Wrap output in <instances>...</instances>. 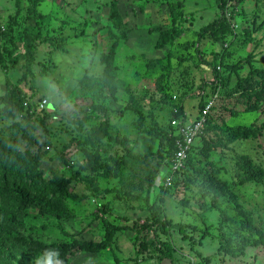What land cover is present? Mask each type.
Here are the masks:
<instances>
[{
  "label": "trees",
  "instance_id": "obj_1",
  "mask_svg": "<svg viewBox=\"0 0 264 264\" xmlns=\"http://www.w3.org/2000/svg\"><path fill=\"white\" fill-rule=\"evenodd\" d=\"M42 1L26 0V14H22L24 6L19 0L15 1L16 13L10 17L5 24V29L0 32V62L4 64L9 62L11 67H15L23 61L22 70L25 69L26 73L27 71L33 72L34 61L37 58L40 45L45 44L46 51H43L44 53L51 52L56 48L66 49L64 38L62 36L59 38L58 34L61 35L63 27L73 19H68V21L63 19L61 27L50 28L47 26L44 27L43 32L40 31L39 23L44 21L45 15L38 8ZM155 1H157L156 5H161L160 3L163 2L171 3L169 0ZM228 1L216 0L219 15L196 31V42L192 43L195 54L190 55L196 58L197 62L194 63L192 69L194 71L197 69L198 74L190 75L192 69L189 66L187 69L180 67L186 56H177L178 62L175 67L171 66L170 53L163 58H155L146 63L142 78L152 79L155 87L148 89L144 86V97H148L147 100L150 103L156 104L157 110L164 114L166 112V117H163V125L157 124L156 121L153 122L152 118H148L145 123L142 118L143 111L138 106L133 126L137 133L136 136H138L137 140L140 136L146 137L147 144L144 149L137 152H133V149L131 150L127 146L124 136L120 137V130L116 132L115 136H111L107 130L103 138L97 134H91L84 142L86 147H81L87 157L86 164L77 165L78 161L71 157L58 155L65 170L60 173L52 171L48 178H44V171L40 165L50 143L43 131L38 132L39 128L43 127L42 121L37 122L32 118L37 112H44L46 115L51 113L47 111L46 105L42 109L39 108L41 98L30 102V98L26 99L18 86L17 88H7L5 93L0 94V105H4L0 109V264H43L46 250L57 251L60 264H72L71 259L78 253L101 254L112 248L116 241V232L122 228L120 225L106 224L102 237L98 241L85 240L66 234L61 240L47 241L39 236L42 230L30 229L24 225V217L28 215L25 211L27 208L37 209L40 214L46 213L62 218V214L58 213L56 207L59 206L64 212L63 217H72L73 211L66 204L68 200L88 198L90 201L96 198L97 203L100 204L101 197L111 192L113 200L124 203L139 201L141 195H145L146 201H148V198L153 195L156 198L158 194H168L169 188L174 191V186L180 182L186 189L196 186L203 196L207 195L212 199L211 206H215L217 210L219 208L215 205V198L226 197V200L232 203L238 218L222 213V218L229 221L231 225H228L230 230L227 233H224L222 237L219 235L220 242L217 243V250L223 249L231 256L239 257L244 255L246 246L264 248V231L251 223V211L242 207L239 196L235 193V186L238 184L262 183L263 166L259 161H255L250 154H239L235 161H225L221 166L217 160L215 163L212 160L213 149L221 150L220 154L224 155L227 150H234V146L238 142L254 140L262 136L264 132V122L257 125L229 126L226 121H217L220 113L218 110L216 111V108L220 106L231 116L260 112L263 111L264 106V68L251 67L244 76L240 75L244 69L242 62L244 56L239 48L242 49L244 44L253 41L250 28L238 26V21L245 20L242 15L245 13L243 5L246 0H231L227 15L224 11ZM254 1L256 2L252 14L254 18L249 22H258L260 15L256 12L260 11V4L264 5L262 3L264 1ZM103 3L109 5L107 19L110 25L106 24L105 26L118 32L121 39H125L136 24L129 25L126 11L120 9V2L117 0H108ZM138 6L142 10L145 9L142 4ZM87 10L76 11L80 17L74 25L70 26L73 33L68 35H85V28L92 21L90 15H83ZM132 11L134 12L133 9ZM22 17L31 20L36 29L32 28L33 26L21 27L19 19ZM239 17L241 18L239 19ZM179 23L183 24V22ZM182 27L174 26L166 31L160 26L154 28L153 31L160 32V38L156 42L157 46L172 44L183 34ZM102 28L99 27L98 31ZM136 28L141 29L143 25L138 26L137 24ZM55 30H58V34L55 33ZM202 38L222 43V47L218 50L205 52L199 46ZM8 44H12V46ZM116 45L110 44L109 51L104 57L105 60L108 59L112 62L113 49ZM232 45L233 51H230ZM1 48H3V52H1ZM206 54H211L210 59H206ZM201 64L211 68V80L204 79L205 77L199 74V72L204 74ZM50 65L51 61L39 63L38 74L47 76ZM235 69L239 70L238 73L236 72L235 83L229 86L231 74ZM115 70L116 66L112 65L111 70L108 71V77L113 76ZM23 77L24 75H22ZM104 81L105 78L93 76L89 79L82 78L81 87L90 89L95 86L94 92L88 91V93L100 100H106ZM191 86V90H193L185 94L188 91L187 87ZM127 91L130 92L129 89ZM188 98L196 101V106L194 104L193 107L198 109L192 120H186L184 112V102ZM129 99L131 100V98ZM221 100L223 101L221 102ZM207 105H209V110L204 115L203 127L194 135L195 139L190 145L182 168L174 169L173 157L178 149L176 141H182V134L178 132L179 127L173 125L172 121L180 119L181 121L195 122L199 119L200 111ZM99 107L101 108L99 113H107L104 101ZM123 116L127 119L128 114ZM115 145L120 146V150ZM223 164L233 168L228 179H224L220 175L221 168L225 166ZM74 165L78 166L77 171L72 172ZM70 170L71 173L67 175ZM81 172H88V174L82 177L79 175ZM160 174L162 177L159 179ZM100 178L116 179L120 185H124V188H116L114 185L104 188L98 186L96 182ZM168 178L170 184L165 186L164 182ZM79 181L87 183L88 194L70 191L71 183ZM127 186L135 192L127 190ZM173 191L172 193L178 192ZM110 201L107 199L106 203ZM102 203L103 206L107 205L105 202ZM103 206L98 207V210L103 211ZM152 213L151 222L146 220L142 225H137V222L132 223L133 228H136L137 231L145 230L147 236L145 240H142L141 249L137 250L138 253H142L141 251L146 249L147 244L153 249H157V229L160 228L161 231L170 235L172 233L171 229L169 231L167 229L171 227L170 223L156 217L155 211ZM95 214L97 212H94ZM175 225H177V231L183 233L185 227L179 224ZM193 227L200 233L196 235V238L191 236L190 242H196L197 239L196 243L200 244L202 239L210 235L206 234V228ZM233 234L237 236L236 243L232 239ZM113 261L118 264L117 256L113 257ZM187 264H194V262L188 261Z\"/></svg>",
  "mask_w": 264,
  "mask_h": 264
},
{
  "label": "rangeland",
  "instance_id": "obj_2",
  "mask_svg": "<svg viewBox=\"0 0 264 264\" xmlns=\"http://www.w3.org/2000/svg\"><path fill=\"white\" fill-rule=\"evenodd\" d=\"M15 1L0 0V22L4 25L16 13ZM106 1L108 0H43L38 7L43 12L42 14H45L44 21L39 23L40 31L43 32L44 27L47 26L50 28L61 27L63 19L67 21L73 19L63 27L61 35L57 33L58 30H55L59 38L60 36L64 38L66 49L56 48L51 52L44 53L46 46L45 44L40 45L37 58L34 61L33 72L27 71L26 73L25 69L22 70L23 61L15 67H11L9 62L5 64L0 62V94L5 93L7 88H17L18 86L22 95L26 99L30 98V102L37 101L39 98L47 100L46 109L51 114L37 112L32 118L37 122L42 121L43 127H40L38 132L43 131L50 143L40 165L44 171V178H48L52 171L60 173L65 170L58 155L71 157L78 161L77 165L86 164L87 157L81 147H86L84 142L91 134H97L103 138L107 130L111 136H115L116 132L120 130V137H125L127 146L131 150L133 149V152L144 149L147 144L146 137L140 136L137 140L138 136H136L137 133L133 126L138 106L143 111L142 118L145 123L148 118H152L153 122L156 121L157 124L163 125V117H166V112L164 114L157 110L156 104L150 103L147 100L148 97H144V86L148 89L155 87L152 79L142 78L146 63L155 58H163L170 53L171 66L177 65V56L180 55L186 56L180 67L187 69L189 66L192 69L194 63L197 62L195 56L190 55L194 53L192 43L196 42V31L219 15L216 0H169L170 4L163 2L160 3L161 5H156L157 1L155 0H117L120 2V9L126 11L129 25L136 24L128 32L126 38L121 39L118 32L105 26L106 24L110 25L107 19L109 5L103 3ZM19 2L24 6H21L24 9L22 14H26V0H19ZM139 4L144 5L145 9H140ZM243 6L245 13L242 16L245 20L238 21V26L249 27L253 41L244 44L242 49L239 48L244 56L242 61L244 69L240 72L241 76H244L251 67L264 68V5L260 4V11L256 12L260 15L258 22H249L254 18L252 14L256 2L246 0ZM84 9L88 10L83 15H90V20H92L85 28V35H68L72 32L70 26L74 25L80 17L76 11L80 12ZM179 22H183V24ZM19 23L21 27L25 28L33 26V22L26 17L19 19ZM137 24L138 26L143 25V28H136ZM179 25L183 26L182 35L170 45L157 46L156 42L160 38V32L153 31L154 28L160 26L166 31ZM99 27L103 28L98 31ZM150 27L152 28L150 29ZM32 28L36 29L35 26ZM110 44H117L113 49L112 62L104 59ZM8 45L12 46V44ZM199 46L203 51L210 52L221 48L222 43L202 38ZM230 51H233V45ZM1 52H3V48H1ZM205 57L210 59L211 54H206ZM49 61H51V65L48 75H39V63ZM112 65L116 66L115 74L108 77V71L111 70ZM203 69L204 74L201 72L199 74L204 76V79L211 80V68L203 65ZM238 71L233 70L229 86L235 83ZM190 72V75L198 74L197 69L195 71L192 69ZM22 75H24L23 78ZM92 76L105 78L106 100H100L88 93V91L93 93L95 86L90 89L81 87L82 78L89 79ZM127 86L130 92L127 91ZM191 88L192 86L187 87L188 91L185 94L191 92L193 90ZM103 101L106 106V114L99 113L101 110L99 106ZM194 104L196 106V101L192 98H188L184 102L186 120H192L196 116L198 109L193 107ZM49 105L52 106L51 109ZM3 107L4 105L1 104L0 109ZM262 109L263 111L260 112L231 116L220 106L216 108V111L218 110L220 113L217 121H226L229 126L257 125L264 122V106ZM124 114H128L127 119L124 118ZM151 114L153 116H150ZM115 146L120 150V146ZM213 150L212 160L214 163L217 160L219 166L225 161H235L239 154H250L255 161L260 162L264 169V132L262 136L254 140L238 142L234 146L235 151L227 150L224 155L220 154L221 150ZM77 167L75 166L72 172L77 171ZM231 171L233 168L230 165H225L221 168L220 175L224 179H228ZM70 173L71 170L67 172V175ZM87 174L88 172L79 173L82 177ZM161 177L162 174L158 178ZM96 184L103 188L110 185L120 189L124 188V185H120L116 179L100 178ZM86 185L87 183L84 181H79L71 183L69 187L72 192L88 194L89 190ZM174 187V191L169 188L168 194H158L156 198L153 195L148 198V201H146L145 195H141L139 201L124 203L113 200L111 192L101 197L100 204L97 203L96 198L90 201L88 198L68 200L66 204L73 211L72 217H63L64 212L59 206L56 207L58 213L62 214V218L46 213L40 214L37 209L27 208L25 211L28 215L24 217L23 223L30 229L42 230L39 236L47 241L61 240L66 235L98 241L102 237L106 224L122 226L116 232V241L112 248L101 254L78 253L71 259L72 264H115L114 256H117L118 264H187L188 261H193L194 264H264V248L262 247L246 246L244 255L239 257H233L223 249H216L217 243L220 242L219 235L222 237L224 233H227L230 230L228 225H231L229 221L222 218V213L238 218L232 203L227 201L226 197L215 198V205L219 208L217 210L215 206H211L212 199L207 195L203 196L196 186L186 189L180 182ZM127 190H131V188L127 186ZM172 191L178 192L172 193ZM235 193L239 196L242 207L251 211V223L264 231V176L262 183L248 182L236 185ZM107 199L111 201L106 203ZM102 202L107 205L103 206ZM100 206H103V211L98 210ZM152 211H155L156 217L160 220L165 219L170 223L171 227L167 229L168 231L171 229L172 233L170 235L161 231L160 228L157 229V249H153L147 244L146 249H143L142 253H138L137 250H139L142 240H145L147 236L145 230L137 231L136 228H133L132 223L137 222V225H142L146 220L151 222ZM94 212L97 214L94 215ZM175 224L185 227L183 233L177 231ZM193 226H198L197 228L200 229L206 228V234H210L202 239L200 244L196 243L197 239L196 242H190L191 236L196 238V235L200 233L198 229L194 230ZM184 234L186 235L184 236ZM232 239L236 243L237 236L233 234Z\"/></svg>",
  "mask_w": 264,
  "mask_h": 264
},
{
  "label": "built area",
  "instance_id": "obj_3",
  "mask_svg": "<svg viewBox=\"0 0 264 264\" xmlns=\"http://www.w3.org/2000/svg\"><path fill=\"white\" fill-rule=\"evenodd\" d=\"M231 6V0L228 1L226 9H225V14L228 15V8ZM5 29L4 23L0 22V32ZM47 103L46 99H42L41 102L39 103V108L42 109L45 107ZM209 110V105H207L203 110L200 111V116L199 119H197L195 122H187L186 120L181 121L180 119L173 120L172 123L173 125H176L179 127V133L182 134V141L177 140L176 145L178 147L177 151L174 154L173 157V168L180 170L182 168L183 162L185 161L187 157V152L190 149V145L193 143L195 137L194 135L197 134L198 130L203 127V122H204V115L208 112ZM165 186L170 184V179L165 180Z\"/></svg>",
  "mask_w": 264,
  "mask_h": 264
},
{
  "label": "clouds",
  "instance_id": "obj_4",
  "mask_svg": "<svg viewBox=\"0 0 264 264\" xmlns=\"http://www.w3.org/2000/svg\"><path fill=\"white\" fill-rule=\"evenodd\" d=\"M44 255L45 259L43 261V264H60V261L58 259L59 253L57 251L46 250Z\"/></svg>",
  "mask_w": 264,
  "mask_h": 264
},
{
  "label": "water",
  "instance_id": "obj_5",
  "mask_svg": "<svg viewBox=\"0 0 264 264\" xmlns=\"http://www.w3.org/2000/svg\"><path fill=\"white\" fill-rule=\"evenodd\" d=\"M49 108L51 109V108H52V106H51V105H49ZM49 108H48V109H49Z\"/></svg>",
  "mask_w": 264,
  "mask_h": 264
}]
</instances>
